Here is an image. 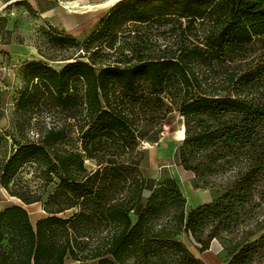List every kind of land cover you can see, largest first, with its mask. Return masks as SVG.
<instances>
[{"label": "trees", "instance_id": "obj_1", "mask_svg": "<svg viewBox=\"0 0 264 264\" xmlns=\"http://www.w3.org/2000/svg\"><path fill=\"white\" fill-rule=\"evenodd\" d=\"M172 21L180 36L183 23L197 24L193 44L149 56L137 42L129 58L95 69L126 25ZM84 43L90 63L72 54L61 71L26 67L21 108L50 109L63 124L25 142L0 132L1 188L45 214L33 227L21 206L0 212V264H204L181 235L200 254L227 241L224 264H264V0H122ZM215 66L223 81L207 84L199 75ZM174 111L184 128L176 165L219 193L187 212L169 176L144 196L141 144H156ZM71 132L79 149L68 147Z\"/></svg>", "mask_w": 264, "mask_h": 264}, {"label": "rangeland", "instance_id": "obj_2", "mask_svg": "<svg viewBox=\"0 0 264 264\" xmlns=\"http://www.w3.org/2000/svg\"><path fill=\"white\" fill-rule=\"evenodd\" d=\"M73 1L76 3L72 7L81 4L101 3L100 0H63V3ZM120 1L112 3L105 9L97 7L65 10L55 0H14L13 3L5 5L0 10V132L14 137L17 141L25 142L26 140H36V131L40 129H47L53 124H63L62 115L50 109L46 111V108L43 107L30 110L27 107L21 108L20 94L27 85L26 67L30 63H43L55 71H61L67 64L66 61L61 60L72 54L80 55V61L90 63L88 53L83 49L86 44L84 42L93 34L98 22ZM43 3L52 8L48 15L40 14L41 10L45 8ZM174 21L167 25H126L123 31L128 32L117 35V44L115 45L117 50L114 52L113 49L103 48L102 52L93 58V61L96 62L95 69L99 70L100 67L113 62L124 61V57L129 58L127 50L129 46H133L137 42L144 43L149 56L176 53L180 43L193 44L195 35L199 31L197 24L183 23L182 29H185V33L180 36L181 33L176 29L177 23ZM131 32L133 34H130ZM64 36L71 37L77 44L70 45L63 42L65 41ZM88 52L90 53L92 50H88ZM224 70V68L219 69L215 66L209 73L206 72L199 76L207 81V84H219L223 81ZM192 73L200 72L194 68ZM24 112L26 114H23ZM182 128L183 120L176 111L165 117L162 121L158 142L156 144H141V150L146 153L141 171L148 183L144 192L145 197L149 195V191L156 182L164 176H169L177 183L185 197L187 212L202 204L210 203L219 193L215 187H205L196 183L192 174L182 171L176 165L174 153L182 142L178 135ZM69 138L73 142L68 147L79 149L76 133L71 132ZM8 143L11 145V140ZM9 150L8 147L7 152ZM84 167L88 171L96 168L90 161H86ZM21 175H23V181L30 177L24 173ZM11 206L23 207L33 227L38 220L45 217L42 204L24 206L18 199L9 197L0 186V212ZM74 213L76 211L71 210L59 217L67 218ZM131 221L134 223L135 217L132 216ZM177 240L183 243L204 264L225 263L228 244L223 239L212 241L209 249L201 254L198 247L184 235L179 236ZM65 264L79 263L66 260Z\"/></svg>", "mask_w": 264, "mask_h": 264}, {"label": "crops", "instance_id": "obj_3", "mask_svg": "<svg viewBox=\"0 0 264 264\" xmlns=\"http://www.w3.org/2000/svg\"><path fill=\"white\" fill-rule=\"evenodd\" d=\"M14 0H0V10L5 6V5H8V4H11L13 3ZM101 3H96V4H92V5H77V7H72L74 6L73 4H75L76 2H65V3H59L58 5H61V7L65 10H79V9H87V8H102V9H105V8H108L112 3H115L117 1H120V0H100ZM43 6L45 8H43L41 10V13L42 15H48L49 12H51L52 8L50 7L49 8V5L48 7L45 6V4L43 3ZM0 72H1V69H0Z\"/></svg>", "mask_w": 264, "mask_h": 264}, {"label": "bare ground", "instance_id": "obj_4", "mask_svg": "<svg viewBox=\"0 0 264 264\" xmlns=\"http://www.w3.org/2000/svg\"><path fill=\"white\" fill-rule=\"evenodd\" d=\"M178 135H179V140L182 141L184 139V128H182L179 132H178Z\"/></svg>", "mask_w": 264, "mask_h": 264}, {"label": "built area", "instance_id": "obj_5", "mask_svg": "<svg viewBox=\"0 0 264 264\" xmlns=\"http://www.w3.org/2000/svg\"><path fill=\"white\" fill-rule=\"evenodd\" d=\"M34 1H38V0H34ZM58 1V3H63V0H55Z\"/></svg>", "mask_w": 264, "mask_h": 264}]
</instances>
